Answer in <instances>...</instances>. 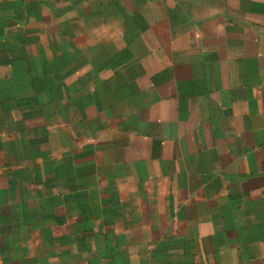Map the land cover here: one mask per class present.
<instances>
[{
    "label": "crops",
    "instance_id": "crops-1",
    "mask_svg": "<svg viewBox=\"0 0 264 264\" xmlns=\"http://www.w3.org/2000/svg\"><path fill=\"white\" fill-rule=\"evenodd\" d=\"M0 264H264V0H0Z\"/></svg>",
    "mask_w": 264,
    "mask_h": 264
}]
</instances>
